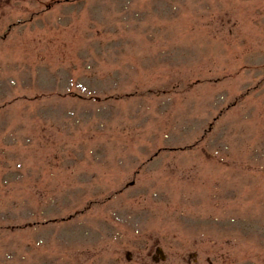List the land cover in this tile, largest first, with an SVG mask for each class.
<instances>
[{"label": "rangeland", "instance_id": "374dc122", "mask_svg": "<svg viewBox=\"0 0 264 264\" xmlns=\"http://www.w3.org/2000/svg\"><path fill=\"white\" fill-rule=\"evenodd\" d=\"M0 264H264V0H0Z\"/></svg>", "mask_w": 264, "mask_h": 264}]
</instances>
